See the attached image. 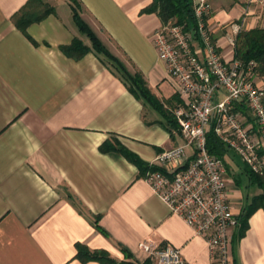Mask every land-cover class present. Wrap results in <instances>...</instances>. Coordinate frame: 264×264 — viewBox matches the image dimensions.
<instances>
[{
    "label": "crops",
    "instance_id": "0c3cea01",
    "mask_svg": "<svg viewBox=\"0 0 264 264\" xmlns=\"http://www.w3.org/2000/svg\"><path fill=\"white\" fill-rule=\"evenodd\" d=\"M28 1L0 0V264H103L78 259L80 245L119 263L155 264L143 242L179 247L187 264H219L137 165L103 149L123 148L152 167L185 144L173 116L181 97L153 42L163 22L143 12L153 0H79L81 17L113 61L93 49L80 59L62 51L76 38L92 48L69 0H48L56 13L22 32L12 18ZM210 6L212 39L227 61L241 32L264 29V0ZM222 159L240 217L263 190L236 153ZM230 235L231 264H264L263 208L245 236L241 225Z\"/></svg>",
    "mask_w": 264,
    "mask_h": 264
},
{
    "label": "built area",
    "instance_id": "2783aa9c",
    "mask_svg": "<svg viewBox=\"0 0 264 264\" xmlns=\"http://www.w3.org/2000/svg\"><path fill=\"white\" fill-rule=\"evenodd\" d=\"M193 8V25L171 19L153 35L158 57L181 97L173 116L185 144L159 155L151 164L158 169L149 171L145 181L205 238L214 262L231 264L230 233L239 219L231 205L227 169L222 158L209 152L208 134L213 128L227 150L253 173L264 175V87L255 81V62L245 64L235 56L227 61L218 52L210 30V0H193ZM232 44L236 46L235 39ZM139 247L155 264H187L179 247L149 242Z\"/></svg>",
    "mask_w": 264,
    "mask_h": 264
},
{
    "label": "trees",
    "instance_id": "16d2710c",
    "mask_svg": "<svg viewBox=\"0 0 264 264\" xmlns=\"http://www.w3.org/2000/svg\"><path fill=\"white\" fill-rule=\"evenodd\" d=\"M74 12V20L84 35H87L92 42V48L85 45L80 39H74L70 46L62 47V51L76 59L84 57L92 49L98 54L104 55L106 58L113 61L114 57L110 51L104 46L95 32L89 27V25L83 20L80 15V9L82 4L79 0H69ZM143 12L156 13L163 23H167L169 20H176L177 24L188 22L194 24L195 14L193 8V0H153V2L146 7ZM56 13V9L48 3V0H29L28 3L17 12L12 20L16 26L24 33H26L28 27L33 23L42 21L48 15ZM235 58L242 61L245 64L251 62L256 63L255 75L264 78V29H254L247 32H241L236 39L235 46ZM126 79L131 80L133 86H138V89H142L146 93V86L141 85L138 82H134L132 77H129L127 72H123ZM256 77V76H255ZM105 151L115 150L123 154L130 162L137 165L142 173L147 175L149 171H155L157 167H148L137 156L131 152L123 149L113 147H103ZM208 150L211 154H214L220 158L224 157L227 151L224 144L216 136L214 129L212 128L208 134ZM250 177L254 183H256L263 191L262 194L256 196L252 203L245 210L239 219V225H241V236H245L249 229V220L253 213L260 208L264 209V175L255 174L249 169ZM77 258L82 262L87 261H99L103 264H133V263H119L117 260L110 257L106 251H91L85 246H78Z\"/></svg>",
    "mask_w": 264,
    "mask_h": 264
},
{
    "label": "rangeland",
    "instance_id": "374dc122",
    "mask_svg": "<svg viewBox=\"0 0 264 264\" xmlns=\"http://www.w3.org/2000/svg\"><path fill=\"white\" fill-rule=\"evenodd\" d=\"M62 6H63V4H62ZM64 9H65V7H62V8H61V10H64ZM63 12H64V11H63ZM240 160H241V159H240Z\"/></svg>",
    "mask_w": 264,
    "mask_h": 264
}]
</instances>
